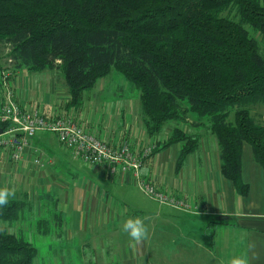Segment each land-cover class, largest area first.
<instances>
[{"label":"crops","instance_id":"1","mask_svg":"<svg viewBox=\"0 0 264 264\" xmlns=\"http://www.w3.org/2000/svg\"><path fill=\"white\" fill-rule=\"evenodd\" d=\"M10 82L23 108L40 109L45 116L65 114L112 147L130 143L139 150L155 141L144 129L139 91L138 100L114 97L106 88L85 91L75 106L61 69H16ZM184 129L200 135L198 149L181 164L179 144L153 151L142 175L164 193L185 198L191 209L158 203L141 191L131 172L112 175L107 165L74 157L56 133L38 131L20 162L0 148V187H14L10 200L22 202L19 217L0 221V231L31 243L42 234L72 244L58 247L56 264H229L237 256L264 264V169L252 146H242L244 195L222 173L216 136L203 125ZM135 217L146 218L150 231L139 244L122 230Z\"/></svg>","mask_w":264,"mask_h":264},{"label":"trees","instance_id":"2","mask_svg":"<svg viewBox=\"0 0 264 264\" xmlns=\"http://www.w3.org/2000/svg\"><path fill=\"white\" fill-rule=\"evenodd\" d=\"M230 6L239 21L222 15ZM244 24L264 39V0H0V43L10 46L13 71L61 69L75 106L120 72L140 93L153 153L179 144L181 164L201 143L184 126L203 125L217 138L222 173L246 195L245 142L264 169V110H255L264 108V55ZM21 206L11 199L0 221L16 220ZM37 251L0 231V264H32Z\"/></svg>","mask_w":264,"mask_h":264},{"label":"built area","instance_id":"3","mask_svg":"<svg viewBox=\"0 0 264 264\" xmlns=\"http://www.w3.org/2000/svg\"><path fill=\"white\" fill-rule=\"evenodd\" d=\"M12 72L13 69L6 67L0 73V148L8 151L14 162L24 159L30 140L38 131L53 132L72 151L74 157L94 166L107 165L112 175L129 171L146 196L162 205L191 209L185 198H178L169 192L164 193L142 175L144 160L156 149V141L153 145L139 150L130 143L112 147L65 114L45 116L40 109L23 108L10 82ZM34 160L36 163L41 162L38 157Z\"/></svg>","mask_w":264,"mask_h":264},{"label":"rangeland","instance_id":"4","mask_svg":"<svg viewBox=\"0 0 264 264\" xmlns=\"http://www.w3.org/2000/svg\"><path fill=\"white\" fill-rule=\"evenodd\" d=\"M235 9H236L235 6H230V7L223 10L222 15L239 21L240 18H239ZM244 25L248 28V30L250 31L252 36L256 37L259 40L261 52L264 55V39L261 38L256 32L251 30L250 25H248V24H244ZM10 50L11 49H10L9 45L0 43V60L2 62L5 63L7 58H9L8 55L10 53ZM11 59L12 58H9L10 61H11ZM0 65H1V63H0ZM4 67L13 68L10 65V63H7ZM0 73H1V71H0ZM12 74H14V71L12 72ZM100 88H106V94H112L115 91L114 97L118 96V95H125V96L134 97L136 95L137 100L139 99L138 94H137L138 90L136 89V86L131 81H129L123 74H121L118 71H112L105 78L98 80L97 83L92 88L86 90V92H88L89 94H94ZM99 95H102V94H99ZM255 110L261 112L264 110V108L261 106H258ZM255 110H254V112H255ZM190 118L192 120L195 119L194 117H190ZM172 126H173V124H172ZM187 126H190V125L188 124ZM21 235L24 236L25 238H29L30 233H24ZM37 238H34L32 240L34 245H36L38 248V251H37L38 255L35 257L32 264H56L57 258H60L59 256L54 255L55 253H57L58 247L62 246L61 249L63 250V248H64L63 246H65L66 248H68V246H70V247L72 246V244H70L66 241H63L62 238H58L57 240H55V239H51L49 236L44 237L42 234L38 235ZM57 254H59V253H57ZM72 257L73 256H71L70 258H72Z\"/></svg>","mask_w":264,"mask_h":264},{"label":"clouds","instance_id":"5","mask_svg":"<svg viewBox=\"0 0 264 264\" xmlns=\"http://www.w3.org/2000/svg\"><path fill=\"white\" fill-rule=\"evenodd\" d=\"M16 189L14 187L3 186L0 187V209L8 206L10 198H14ZM146 218L135 217L127 219L123 225L122 230L126 233L132 242L139 244L149 238V226L146 224ZM229 264H248L247 260L242 256L233 257Z\"/></svg>","mask_w":264,"mask_h":264},{"label":"water","instance_id":"6","mask_svg":"<svg viewBox=\"0 0 264 264\" xmlns=\"http://www.w3.org/2000/svg\"><path fill=\"white\" fill-rule=\"evenodd\" d=\"M2 132V129H0V133Z\"/></svg>","mask_w":264,"mask_h":264}]
</instances>
